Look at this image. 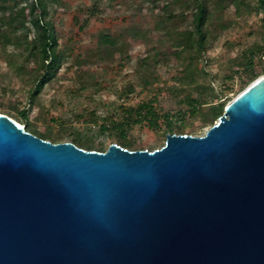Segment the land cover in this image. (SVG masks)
Listing matches in <instances>:
<instances>
[{
    "label": "water",
    "instance_id": "obj_1",
    "mask_svg": "<svg viewBox=\"0 0 264 264\" xmlns=\"http://www.w3.org/2000/svg\"><path fill=\"white\" fill-rule=\"evenodd\" d=\"M0 264H264V74L203 135L152 150L0 113Z\"/></svg>",
    "mask_w": 264,
    "mask_h": 264
},
{
    "label": "trees",
    "instance_id": "obj_2",
    "mask_svg": "<svg viewBox=\"0 0 264 264\" xmlns=\"http://www.w3.org/2000/svg\"><path fill=\"white\" fill-rule=\"evenodd\" d=\"M64 5L63 0H0V58L10 76L28 88L25 98L29 106L37 105V121L49 126L44 132L36 130L24 108L0 113L42 139L105 151L102 142L97 149L93 147V140L102 137L136 149L134 126L147 127L165 138L167 133L182 131L191 118L202 115L216 120L222 115L224 105L217 103L220 94L213 81H207L212 77L208 63L217 65L219 86L235 75L245 81L264 74V36L254 44L225 40L223 45L235 49L234 55L207 58L210 49L239 22H246L253 13L264 14V0H90L89 6L79 5L72 11L71 34L61 44L49 15ZM114 8L116 20L90 32L89 52L78 54L73 62V30L85 32L92 20L103 22L106 10ZM135 41L144 48L131 69L137 86L128 83L127 88L115 90L118 100L102 103L101 113L97 106L83 104L86 94L94 96L103 89L108 71L113 64H123ZM33 61L35 65L29 67ZM63 63L65 69L74 71L66 91L69 108L54 114L41 94L46 85L60 79ZM166 74H171L170 84L164 79ZM0 84L4 94L13 92L9 82L1 80ZM162 91L172 94L174 107L160 106L157 95ZM132 95L139 99L126 104Z\"/></svg>",
    "mask_w": 264,
    "mask_h": 264
},
{
    "label": "rangeland",
    "instance_id": "obj_3",
    "mask_svg": "<svg viewBox=\"0 0 264 264\" xmlns=\"http://www.w3.org/2000/svg\"><path fill=\"white\" fill-rule=\"evenodd\" d=\"M65 5L56 10V12H51L50 17L53 19L57 31L59 33V42L64 44L66 36L71 34V13L72 11L78 7L79 5L89 6L90 0H63ZM235 5L234 3L232 4ZM116 9H108L106 10V14L104 15L103 22H99L98 20H92L86 28L85 32L77 33V30L74 29L72 35H74L75 43L73 45L72 51H70V55L72 56V61L75 62L79 55L82 52L89 49L88 43V35L90 32L97 30V28L101 24H110L112 20H116L115 13ZM232 15V12L229 13ZM75 31L77 34H75ZM264 36V14L263 12L253 13L247 19L246 22H239L237 27L232 30L227 36L221 38V40L214 45L210 51L207 53V58L219 60L226 59L230 56H233L235 53V49H228L223 45L225 40H234L244 42V44H254L255 41L260 40L261 37ZM237 48V46L235 47ZM143 46L139 41H135L133 46L129 50L128 57L125 58L123 64L120 65L118 63L113 64L114 66L108 71L105 76L106 82L104 83L103 89L96 95L86 94L81 101L83 104H88L90 107L97 106L98 113H101V104L104 102H110L112 100H118V95L115 90L120 91L123 88H127L128 83H132L134 86H137L136 80L133 75H131V69L133 66V62L135 57L143 53ZM89 52V50H88ZM35 65V62H30V66ZM206 65V64H205ZM65 64L63 63L62 67L58 71L59 80H54L50 84L46 85L41 94V100L45 105H49L52 107V111L54 114H59L66 111L69 108V102H67V93L69 87L72 84L74 79V71L73 69L67 70L65 69ZM93 69H95L93 67ZM92 69V70H93ZM207 70L212 74V77L207 81H213L214 89L217 94H220L217 99V103H221L225 105L234 98L240 91H242L246 86H248L254 79L251 80H241L237 75H235L232 79H229L223 85L219 86L217 84V80H219V74H217L218 68L216 63H208ZM10 71L8 67L4 64L2 59L0 58V83L1 80H5V82H9L13 87L12 93L4 94L1 91L0 84V112L12 111L16 113V109H22L28 111V118L30 122L35 124L36 130L39 132H44L49 125L44 124L42 122L37 121V105L31 104L30 106L27 104L25 90L28 88L23 87L17 78L10 76ZM171 74H166L164 79L168 80V84L170 81L169 77ZM23 88V89H22ZM177 88V87H176ZM145 94L142 93L140 98H142ZM158 100L160 102L161 107H174V98L172 94L167 91H162L157 95ZM139 99L136 95H132L126 100V104H131L132 102L136 103ZM19 100V103H17ZM123 100V99H120ZM216 100V99H214ZM20 122H23L21 119H18ZM217 120V119H216ZM215 119L208 117L204 118L201 116H196L187 120V124L184 126L182 131H176L175 133H187L193 136H201L204 132L216 121ZM20 124V123H19ZM22 125V124H21ZM174 131L170 132L173 133ZM133 133L135 136V140L137 142L136 149H148L152 150L155 148H159L164 144L165 138L163 136L157 135L153 131L149 130L147 127H139L134 126ZM102 142L104 150L107 147L115 143L114 141L108 138L97 137L93 140V147L97 149Z\"/></svg>",
    "mask_w": 264,
    "mask_h": 264
},
{
    "label": "built area",
    "instance_id": "obj_4",
    "mask_svg": "<svg viewBox=\"0 0 264 264\" xmlns=\"http://www.w3.org/2000/svg\"><path fill=\"white\" fill-rule=\"evenodd\" d=\"M21 125V124H20ZM23 126V125H22Z\"/></svg>",
    "mask_w": 264,
    "mask_h": 264
}]
</instances>
